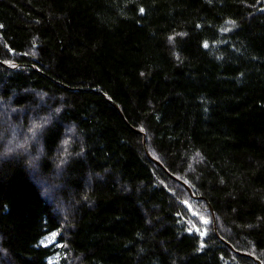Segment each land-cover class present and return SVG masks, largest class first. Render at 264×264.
I'll return each instance as SVG.
<instances>
[{"label":"trees","instance_id":"trees-1","mask_svg":"<svg viewBox=\"0 0 264 264\" xmlns=\"http://www.w3.org/2000/svg\"><path fill=\"white\" fill-rule=\"evenodd\" d=\"M0 61V264H264V0H0Z\"/></svg>","mask_w":264,"mask_h":264},{"label":"water","instance_id":"water-1","mask_svg":"<svg viewBox=\"0 0 264 264\" xmlns=\"http://www.w3.org/2000/svg\"><path fill=\"white\" fill-rule=\"evenodd\" d=\"M0 65H3V66H7V67H11L10 65H8V64H6V63H4V62H2V61H0ZM120 113H121V115L123 116V118H124V115L122 114V112H121V109L119 108V106L114 102V101H112V100H110V99H107ZM126 121V120H125ZM126 123L133 129V130H135L136 132H138V133H141L139 130H136L135 128H133L127 121H126ZM144 144H145V151H146V153H147V155H148V157L149 158H151L152 160H154L157 164H159L166 172H168L169 173V171L159 162V161H157V160H155V159H153L152 158V156L150 155V153H149V150H148V147H147V142H146V135L144 134ZM170 174V176H172L175 180H177V181H180L178 178H176L175 176H173L171 173H169ZM183 185H185L186 186V188L189 190V192H190V194L192 195V197H194V198H196V196L193 194V191L191 190V188L186 184V183H184V182H182V181H180ZM205 199V198H204ZM209 206H210V210H211V212H212V215H213V219H214V223H215V231H216V234L219 236V233H218V227H217V220H216V214H215V210H214V208H213V206L209 203ZM197 232L199 231V230H196ZM203 237H205L206 236V231H203ZM220 237V236H219ZM221 238V237H220ZM221 240L223 241V242H225L232 250H235L234 248H233V246L230 244V243H228L227 241H225L224 239H222L221 238ZM240 254H242V253H240ZM242 255H245V254H242ZM248 256H250V255H248ZM252 258H254L257 262H258V264H263L260 260H258V259H256L255 257H253L252 256Z\"/></svg>","mask_w":264,"mask_h":264},{"label":"built area","instance_id":"built-area-1","mask_svg":"<svg viewBox=\"0 0 264 264\" xmlns=\"http://www.w3.org/2000/svg\"><path fill=\"white\" fill-rule=\"evenodd\" d=\"M48 237H49V238H53V240H54L53 242H50L51 244H49V245H54V244H56V246L59 247V248L63 245V243L58 242V238L60 237V231H56V232L50 234ZM53 259H54V258H53ZM53 259H51V261H52Z\"/></svg>","mask_w":264,"mask_h":264},{"label":"bare ground","instance_id":"bare-ground-1","mask_svg":"<svg viewBox=\"0 0 264 264\" xmlns=\"http://www.w3.org/2000/svg\"><path fill=\"white\" fill-rule=\"evenodd\" d=\"M145 133H146V132H145ZM140 134H141V133H140ZM159 162H160V161H159ZM162 165H163V164H162ZM164 166H165V165H164ZM162 169H163V168H162ZM169 170H170V169H169ZM169 170H168V171H169ZM164 171H165V170H164ZM166 174H167V173H166ZM173 174H174V173H173ZM173 174H172V175H173ZM175 175H176V174H175ZM169 176H170V174H169ZM169 176H168V177H169ZM170 179L172 180V176L170 177ZM174 182H175V181H174ZM177 183H178V181H177ZM181 184H182V183H181ZM168 186H169V185H168ZM168 186H166V187H168ZM170 186H171V185H170ZM170 186H169V188H170ZM188 186H189V185H188ZM166 187H165V188H166ZM175 187H176V186H175ZM169 188H168V189H169ZM171 188H172V186H171ZM185 188H186V187H185ZM190 188H191V187H190ZM172 189H173V188H172ZM172 189H170V190H172ZM176 189H177V188H176ZM165 190H166V189H165ZM174 190H175V189H174ZM188 192H189V191H188ZM168 193L170 194V192H168ZM171 193H172V192H171ZM173 193H174V192H173ZM190 195H191V194H190ZM184 207H185V206H184V204H183V208H184ZM187 207H188V206H187ZM185 208H186V207H185ZM183 211H184V209H183ZM183 213H184V212H183ZM184 215H185V214H184ZM178 217H179V216H178ZM180 217H181V216H180ZM184 217H185V216H184ZM182 219H183V218H180V220H182ZM184 220H186V218H185ZM182 221H183V220H182ZM183 223H184V221H183ZM54 232H55V231H54ZM54 232H53V233H54ZM45 240H46V239H45ZM58 240H59V239H58ZM52 242H53V241H52ZM46 243H47V242H46ZM43 245H44V244H43ZM47 246H48V245H47ZM50 246H51V245H50ZM50 246H49V247H50ZM53 246H54V245H53ZM61 247H62V246H61ZM55 248H56V247H55ZM53 249H54V247H53ZM60 249H62V248H60ZM58 252H59V251H58ZM58 252H57V253H58ZM61 253H62V252H61ZM63 253H64V252H63ZM60 256H61V255H60ZM48 257H49V256H48ZM50 257H51V256H50ZM53 257H55V256H53ZM251 257H252V256H251ZM57 258H58V256H57ZM64 258H65V256H64ZM47 259H48V258H47ZM254 260H255V259H254ZM52 261H54V260H52ZM64 261H65V260H64ZM54 262H55V261H54ZM48 263H49V262H48ZM60 263H63V262H60ZM60 263H59V264H60ZM65 263H66V261H65ZM51 264H52V263H51ZM54 264H55V263H54Z\"/></svg>","mask_w":264,"mask_h":264},{"label":"rangeland","instance_id":"rangeland-1","mask_svg":"<svg viewBox=\"0 0 264 264\" xmlns=\"http://www.w3.org/2000/svg\"><path fill=\"white\" fill-rule=\"evenodd\" d=\"M45 239H46V240H45ZM45 239L43 240V243H44V244H47V245L51 244L50 242L54 241L53 238H49V237H48V238L46 237ZM46 242H47V243H46ZM53 260H54V259H53Z\"/></svg>","mask_w":264,"mask_h":264},{"label":"snow or ice","instance_id":"snow-or-ice-1","mask_svg":"<svg viewBox=\"0 0 264 264\" xmlns=\"http://www.w3.org/2000/svg\"><path fill=\"white\" fill-rule=\"evenodd\" d=\"M142 11V10H141ZM205 223H207V221H205Z\"/></svg>","mask_w":264,"mask_h":264}]
</instances>
